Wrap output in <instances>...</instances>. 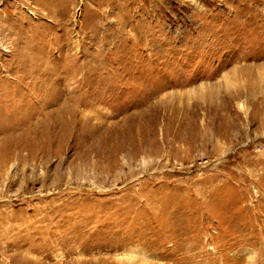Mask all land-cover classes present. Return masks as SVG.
Instances as JSON below:
<instances>
[{
  "label": "rangeland",
  "instance_id": "obj_1",
  "mask_svg": "<svg viewBox=\"0 0 264 264\" xmlns=\"http://www.w3.org/2000/svg\"><path fill=\"white\" fill-rule=\"evenodd\" d=\"M0 264H264V0H0Z\"/></svg>",
  "mask_w": 264,
  "mask_h": 264
},
{
  "label": "bare ground",
  "instance_id": "obj_2",
  "mask_svg": "<svg viewBox=\"0 0 264 264\" xmlns=\"http://www.w3.org/2000/svg\"><path fill=\"white\" fill-rule=\"evenodd\" d=\"M244 107V105L242 106V108Z\"/></svg>",
  "mask_w": 264,
  "mask_h": 264
}]
</instances>
